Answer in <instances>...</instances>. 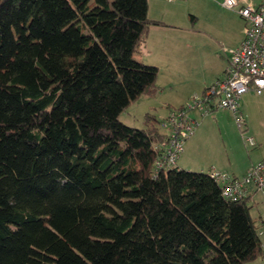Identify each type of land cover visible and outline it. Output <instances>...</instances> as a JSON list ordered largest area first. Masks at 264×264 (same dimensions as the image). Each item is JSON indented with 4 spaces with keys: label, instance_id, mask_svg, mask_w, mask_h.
I'll list each match as a JSON object with an SVG mask.
<instances>
[{
    "label": "trees",
    "instance_id": "16d2710c",
    "mask_svg": "<svg viewBox=\"0 0 264 264\" xmlns=\"http://www.w3.org/2000/svg\"><path fill=\"white\" fill-rule=\"evenodd\" d=\"M150 25L147 0H0V264L261 256L250 202L208 173H155L162 122L120 121L157 89L133 57Z\"/></svg>",
    "mask_w": 264,
    "mask_h": 264
},
{
    "label": "built area",
    "instance_id": "2783aa9c",
    "mask_svg": "<svg viewBox=\"0 0 264 264\" xmlns=\"http://www.w3.org/2000/svg\"><path fill=\"white\" fill-rule=\"evenodd\" d=\"M170 2L181 0H169ZM240 0H222L227 9H235L245 23L243 39L237 48L227 52V65L222 76L206 88L202 94L190 97V103L169 112L160 127L167 135L165 146H156L158 157L153 163L154 172L176 167L185 141L193 135L197 125L187 112L195 109L201 116H208L216 110L232 114L233 120L242 134L245 121L239 111L243 95L252 91L257 95L264 93V0L258 5L239 6ZM248 146L253 147L251 137H245ZM208 175L221 188V194L231 201L247 200L257 204L256 194L264 202V158L249 167L243 177L227 176L211 169ZM257 236L262 254L253 264H264V216L257 219Z\"/></svg>",
    "mask_w": 264,
    "mask_h": 264
},
{
    "label": "crops",
    "instance_id": "0c3cea01",
    "mask_svg": "<svg viewBox=\"0 0 264 264\" xmlns=\"http://www.w3.org/2000/svg\"><path fill=\"white\" fill-rule=\"evenodd\" d=\"M262 1L240 0L239 6L258 5ZM174 4L176 3L169 0H147L148 19L157 21L161 25L148 27L143 41L133 57L138 62L148 65L153 64L149 63V60L158 55L157 51L161 54L164 53L166 64L171 65L175 70L177 87L182 90L186 100V97L190 99L193 95L202 94L206 88L222 76L227 65V52L240 45L245 23L235 9L225 8L222 5V0H189L188 21L177 23L174 19L175 12H177ZM242 105L264 109V93L261 95L252 91L246 93L240 99L239 111ZM180 107H182L181 104ZM244 121V134H246L248 127L245 119ZM186 142L188 140L185 141L178 159L187 151L188 143L186 144ZM263 158L264 151H261L255 161L245 167L242 177L250 166ZM177 169L180 170L181 167L177 165ZM211 169L221 172L215 168ZM227 176L229 175L227 174Z\"/></svg>",
    "mask_w": 264,
    "mask_h": 264
},
{
    "label": "rangeland",
    "instance_id": "374dc122",
    "mask_svg": "<svg viewBox=\"0 0 264 264\" xmlns=\"http://www.w3.org/2000/svg\"><path fill=\"white\" fill-rule=\"evenodd\" d=\"M173 3H176V22H187L190 14L189 0ZM157 54L149 60V63L153 64H148L158 69L155 81L157 89L152 96H140L121 114L120 121L126 126L144 128L142 121L145 114H152L162 122L169 112L177 110L180 104L185 106L190 103L189 98L186 97L185 100L184 93L177 87L174 76L176 72L171 65L166 64L164 53L157 51ZM183 102L185 103L182 104ZM241 110L248 127L246 134L240 132L232 114L225 110H216L208 116H201L195 109L188 111L187 115L194 118L197 125L194 136L187 139V151L177 159L176 167L178 165L182 170L197 173H207L211 168H215L231 177H242L245 167L255 161L258 153L264 151V109L242 105ZM160 129L164 131L161 127ZM245 137H252L255 146H248ZM255 200L256 205L248 203L253 219L264 215L263 197L256 194Z\"/></svg>",
    "mask_w": 264,
    "mask_h": 264
}]
</instances>
